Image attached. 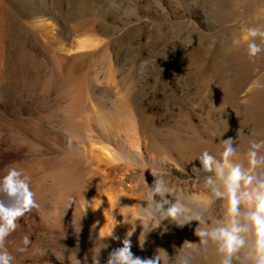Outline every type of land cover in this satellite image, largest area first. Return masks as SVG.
<instances>
[{
	"label": "rangeland",
	"instance_id": "1",
	"mask_svg": "<svg viewBox=\"0 0 264 264\" xmlns=\"http://www.w3.org/2000/svg\"><path fill=\"white\" fill-rule=\"evenodd\" d=\"M87 19L94 22L92 24L95 28L75 31L67 43L80 45L87 39L91 40V43L87 40L88 47L80 50L82 55L71 61L68 67L86 83L82 116L91 122V125L136 122L140 126L141 122L146 120L152 128L162 131L159 138L161 145L163 144L161 140L168 137L169 131L187 132V125L191 123L200 128L199 131L204 138H207L205 128L211 125L210 122L223 126L227 120L226 124L234 128L235 124L231 123H234L241 112L240 108H231L229 104L223 102L224 96L229 93L228 86H223L214 97H204L206 92L198 93L193 86L191 68L184 61L192 57V51L198 46L206 47L204 49L207 52L206 56L209 53L206 62L211 64L209 65L211 67L212 63L217 61L215 51L218 48H223L231 55L239 49H245L248 41L247 29L254 26L264 27V0H0V27L6 30L5 40H8V43L25 44L23 47L26 46L30 53L35 51L34 55H37L36 59L40 61L36 60L37 64L40 63L41 68H38L40 71L37 69L39 74L34 71L31 77L34 81L38 76L42 77L40 85L38 83L28 90L25 89L27 103L21 104L20 101L14 105L10 103L11 106H8L6 111L3 109L0 111V171L7 167L6 165L14 164L20 159L30 161L45 157L49 151L42 141L35 140L36 138L25 129L17 128L19 123L16 127L11 126L5 118L16 123L19 114L21 118L30 119L31 122L41 120L54 129L61 127L60 114L63 103L57 97L59 81L56 72H53V61L35 35L36 30L49 34L52 32L54 35L59 29L82 28ZM82 39H85L84 42ZM28 63L33 64L30 60ZM222 64L227 75L233 61L224 60ZM16 66L21 65L16 62ZM210 72L214 73L213 68ZM263 73L264 69L247 82L239 93L241 102L254 94L257 81ZM48 79H51L50 85L47 84ZM215 82L219 86V82L217 80ZM42 88L46 90L42 92ZM127 98L130 99L129 103L126 101ZM17 109H20V113ZM244 128L242 134H237L236 139L239 142L233 145L237 147L233 160L243 162L247 168L250 143L264 140V126L252 127L245 124ZM222 151L223 147L214 155L219 157ZM259 151L264 155V147ZM173 157L179 164L177 162L178 165L169 164L167 169L157 165L154 168L146 166L148 169L151 168L145 169L146 164H142L141 160L136 161L137 163L130 160L131 163L128 159L119 161L134 164L132 176L136 183L139 182L141 194L146 191L142 183L143 178L152 185L154 177L149 172L155 170L158 175L172 178L171 181L179 180L188 188L187 195L207 202L210 208L201 211L206 217L222 218L226 212V202L223 200L210 202V189L204 185V180L209 174L195 170L196 166L197 168L202 166L201 161L180 160L176 154ZM144 169L148 173H145ZM3 174L4 170L0 176ZM20 226L18 225L16 231L8 238L22 239L24 235H29L30 239L32 238L31 246L29 245L24 252H38L44 261L50 260V264L55 261L68 264L69 261L83 258L80 255L82 253L78 252L84 250L76 249L73 241L78 235L85 234L84 230L72 228V231L67 233L62 231L51 233L34 222ZM207 249L203 251L199 249V252H210V249ZM104 250L110 252L112 247L107 246L102 252ZM32 262L29 258V263Z\"/></svg>",
	"mask_w": 264,
	"mask_h": 264
},
{
	"label": "bare ground",
	"instance_id": "2",
	"mask_svg": "<svg viewBox=\"0 0 264 264\" xmlns=\"http://www.w3.org/2000/svg\"><path fill=\"white\" fill-rule=\"evenodd\" d=\"M87 20L82 28L76 27L74 30L59 29L54 35L52 32L49 34L48 32L36 30L35 34L41 41V47L46 50L53 61V72H56L57 81H59V94L57 97L63 103L60 114L61 127L54 129L51 125H46L41 120L31 122L30 119L21 118L19 114H16L18 116L16 123L12 119L7 120L5 118L11 126L16 127L19 123L17 128L25 129L36 138L35 140L42 141L45 146L47 145V150H49L46 152L45 157H40L39 159L31 158L34 160L30 161L20 159L16 162L14 161V164L6 165L7 167L0 171L1 175L3 170L5 173L6 168L14 166L23 169L31 177L30 189L35 193L38 207L32 208L31 211L20 217L17 221L18 225L22 226L24 223L34 222L42 226V229L51 233L55 231L67 233L71 232L72 228L84 230L85 234L78 235V238L73 241V244H76V249L84 250V252H78L82 253L80 255L83 258L69 261L67 262L68 264H94L92 259L94 249L95 254L99 256L100 264H107L109 253L116 248L122 247L123 240L126 238L131 241V250L134 255L140 258H153L158 254L157 249L162 248L171 257L170 264H179L181 257L187 258L189 264H218L215 246L213 244H208L207 246L201 245L199 238L195 236L194 231L198 223L196 221L179 226L171 218H167L161 220L159 227L152 228L150 224L151 231L145 234V244L143 249H141L140 235L144 229L140 219H147L143 215V212L146 211L147 201H144L145 193L141 194L142 192L140 193L139 191V182L136 183L133 179L134 164L131 165L126 161L120 162L119 160L128 159L129 162H131L130 160L134 161L133 163L141 160L142 164H146L144 165L145 169H148L146 166H153L154 168L156 165L167 169L170 166L169 164H179L173 157L175 154L180 160L195 159L196 161L199 160L197 157L205 150L211 154H217L223 147L220 143L221 139L232 138L237 144L239 142L236 139L237 134L244 132L246 128H244L245 124L252 127L264 126V73L257 81L254 94L244 102H241L239 98V93L247 82L264 69V51L256 57H250L247 46L245 49L237 50L233 55L226 53L223 48H218L215 51L217 53L215 60L217 59L218 62L212 63L211 67L209 66L211 64H207L206 62L209 58L206 59L209 56V53L206 56L207 52L204 50L206 47L202 48L198 46L194 50L192 48V57L185 58L184 62L191 68V82L194 84L193 86H195L196 91L201 94L206 92L204 97L208 98L209 96L214 97L223 86H228L229 93L224 96L223 102L227 105L229 104L231 108H240L241 113L233 121L234 123H231L235 124L233 129L230 125H227V120L224 121L225 124L223 123V126L210 122L211 125L205 128L207 138H204L199 131L200 128L191 123L187 125L188 130L187 132L185 130L186 133L169 131L168 137L161 140L163 142L161 145L159 138H161L162 131L152 128L146 120L142 121L141 125L139 124L140 126L136 122L135 124L133 122L132 124L124 123L118 125H103L99 123L93 126L91 122L90 124L89 121L83 118V93L86 83L79 76L77 77L73 74L68 67L71 61L82 55L81 51L88 45V39H82V42L85 40L86 43L84 42V44L86 45L83 43L72 45L71 43H67V40L71 38L75 31H81L82 29L92 30L95 28L92 24L95 21L92 18L91 20L94 22ZM0 28V33H2L0 34V111L2 109L6 111L8 106H11L10 103L13 105L19 101L21 104L27 103L28 98H25L24 95L26 90L33 85L36 86L39 82L41 83L42 77L38 76L36 80L34 76L35 81L31 77L34 71L37 72L41 68H39L40 61L36 59L37 55H34L35 51L30 53L31 51L29 52L26 46L23 47L25 44L8 43V40H5L6 30L2 26ZM58 37L61 39H58ZM202 37L204 38V36ZM203 38H200V40ZM88 41L91 43L90 39ZM122 46L124 45L122 44ZM76 51H80V53L74 54ZM28 59L33 64L28 63ZM36 60L39 61V64H37ZM224 60L233 61L232 68L228 71L227 75L224 70L225 67L222 64ZM16 62L21 66H16ZM212 68L214 73L210 72ZM50 80H47L48 85H50ZM216 80L219 82V86L216 85ZM127 88L128 90L130 89L129 86ZM42 90L44 92L46 89L42 88ZM129 92L128 94H130ZM204 99L206 100V98ZM129 100L127 98L126 101L129 103ZM229 106L227 107L229 108ZM17 110L20 113V109ZM162 137L164 136L162 135ZM198 167L202 169V166ZM149 173L152 176V172L150 171ZM165 179L170 188L179 192L185 205L192 213L210 208L209 204L203 200L201 201L200 198L187 195L188 188H185L176 178L175 181H171L170 179L172 178L168 176ZM69 197L73 200L70 207ZM85 199L89 201V204ZM169 199L174 202V197L171 195H169ZM167 207L169 205H165V208ZM84 208L86 209L83 212ZM125 219H137L134 230L133 224L125 222ZM129 232H132L131 236H128ZM186 240L192 242L191 246L185 245L183 248H180ZM21 246L22 239L8 238L7 247L16 257L15 264L51 263L50 260V263L49 261H44L38 252L16 251ZM107 246H111L112 250L110 252H106L105 250L102 252V249ZM207 248L210 249V252H199V249L203 251ZM85 257H87L86 262ZM29 258L32 259V263H29ZM53 264L64 263L55 261Z\"/></svg>",
	"mask_w": 264,
	"mask_h": 264
},
{
	"label": "clouds",
	"instance_id": "3",
	"mask_svg": "<svg viewBox=\"0 0 264 264\" xmlns=\"http://www.w3.org/2000/svg\"><path fill=\"white\" fill-rule=\"evenodd\" d=\"M247 34L248 55L256 57L264 51V27H250ZM220 143L223 151L219 157L205 150L197 157L202 169L196 170L209 174L204 185L210 189V202H226L223 217L212 219L203 212L192 213L179 192L169 187L165 177L152 171V185L148 184L146 178L142 180L146 189L144 201H147L143 215L147 219H140L144 229L140 235L141 249L145 244V234L151 231L150 224L152 228L159 227L161 220L167 218H171L179 226L196 221L195 236L199 238L201 245L211 243L215 246L218 264H264V155L259 151L264 147V140L250 143L247 168L243 162H234L237 147H233L235 141L232 138L221 139ZM30 183L31 177L23 169L14 166L6 168L5 173L0 176V264H15L16 257L7 247L8 237L16 231L18 219L32 208L38 207ZM169 195L174 197V202L169 199ZM69 201L70 207L73 203L71 197ZM85 201L89 204V201ZM165 205L169 207L165 208ZM136 220L125 219V222L132 223L134 230ZM131 235L132 232H129L128 236ZM191 243L186 240L180 248L191 246ZM30 244V236L24 235L22 246L16 251L24 252ZM131 248L130 239H124L122 247L109 253L107 264H170L171 257L162 248L157 249L158 254L153 258L135 256ZM92 259L94 264H100L95 249ZM179 264H189V261L181 257Z\"/></svg>",
	"mask_w": 264,
	"mask_h": 264
}]
</instances>
